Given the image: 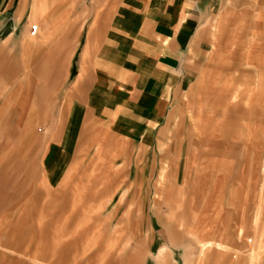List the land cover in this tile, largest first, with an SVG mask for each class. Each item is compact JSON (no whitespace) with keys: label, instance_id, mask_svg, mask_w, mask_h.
<instances>
[{"label":"rangeland","instance_id":"rangeland-1","mask_svg":"<svg viewBox=\"0 0 264 264\" xmlns=\"http://www.w3.org/2000/svg\"><path fill=\"white\" fill-rule=\"evenodd\" d=\"M120 1L0 0L9 22L14 12L22 21L4 41L22 92L16 100H35L8 109L24 123L9 125L0 168L44 166L31 187H0V264H160L163 247L166 264H251L254 247L261 254L254 263L264 264V0H214L201 16L203 51L169 102L161 142L105 140L103 128L87 123L85 147L72 161L49 143L63 133L83 30ZM65 21L71 33L84 22L72 73L64 75L61 49L42 83L38 67ZM196 237L225 249L206 250L210 260Z\"/></svg>","mask_w":264,"mask_h":264},{"label":"crops","instance_id":"crops-1","mask_svg":"<svg viewBox=\"0 0 264 264\" xmlns=\"http://www.w3.org/2000/svg\"><path fill=\"white\" fill-rule=\"evenodd\" d=\"M213 3L214 0H121L95 26L88 24L77 49L75 86L65 100L69 112L63 117V133L60 136V132H54L49 143L63 146L72 161L85 147L83 131L87 123L99 132L103 128L105 140L116 136L132 142H161L165 138L169 102L179 83L188 78V62L203 51L199 22ZM64 8L68 13L69 7ZM7 12L0 8V156L5 155L1 142L8 135L9 125L24 123L19 112L13 111L9 116L8 109L29 107L28 103L33 105L35 101L33 97L32 101L16 100L22 92L17 87L18 74L7 60L4 41L15 37L22 21L15 22L14 12V23L9 22ZM83 27L81 22L79 29L71 33V23L65 21L62 34L58 40L52 39L49 52L38 67L42 83L47 81V72L61 49L64 75H71L73 40H78ZM46 31L49 38L55 37V28ZM15 102L23 103L22 107H13ZM48 124L55 126L56 118H50ZM46 151L47 147L45 154ZM54 154L49 144L47 156ZM38 167L0 168V187L5 191L31 187L43 171L42 161Z\"/></svg>","mask_w":264,"mask_h":264},{"label":"bare ground","instance_id":"bare-ground-1","mask_svg":"<svg viewBox=\"0 0 264 264\" xmlns=\"http://www.w3.org/2000/svg\"><path fill=\"white\" fill-rule=\"evenodd\" d=\"M37 5V4H36ZM47 6V5H46ZM39 7V6H38ZM37 7V8H38ZM45 9V8H44ZM39 11V10H38ZM45 11V10H44ZM47 12V11H46ZM45 14V13H44ZM69 112V111H68ZM61 128V127H60ZM80 150V149H79ZM69 155V154H68ZM73 158V157H72ZM77 159V158H76ZM260 213V207H257V214H259ZM260 215V214H259ZM258 215V216H259ZM256 219V218H255ZM192 225V224H191ZM239 229V234L240 235H242V234H244L245 232H244V227L243 226H241L240 228H238ZM206 231H204V233H205ZM197 234V233H196ZM198 236H200V234H197ZM197 238V237H196ZM197 241H199L198 240V238H197ZM220 241V240H219ZM200 243H201V245H202V248H201V251L202 252H204V251H209L210 249H212L213 250V252L215 251V249H217V250H222V249H225V244L223 245L222 243H220V242H213V240L211 241V240H206V241H199ZM224 242V241H223ZM258 244V243H257ZM200 245V246H201ZM228 246V245H227ZM226 246V247H227ZM260 247H262V246H260ZM259 249V248H258ZM257 250V247H254L253 249H252V251H251V256H250V259H251V264H256V263H254V262H259V260H257V259H259V258H257V256H261V254H258L259 253V251H256ZM259 250H261V248L259 249ZM263 250V249H262ZM206 251V254H205V256L207 255V254H209L208 252ZM210 252V251H209ZM212 252V251H211ZM210 252V254H212ZM263 252H264V250H263ZM169 253V250H168V248H166V247H163V248H161L160 249V252H159V255H158V259L160 260V264H166L167 263V257H168V254ZM201 254H203V253H201ZM210 254L208 255V257L210 256ZM204 256V257H205ZM212 256V255H211ZM211 256H210V258H211ZM203 257V258H204ZM207 257V256H206ZM205 257V258H206ZM207 257V258H208ZM203 258H202V260H203ZM210 258H208V259H210ZM261 258V257H260ZM205 260H207V259H205ZM211 260V259H210ZM204 261V260H203ZM205 262V261H204ZM260 262H261V260H260ZM35 263H39V264H44L42 261H40L39 259H36V262Z\"/></svg>","mask_w":264,"mask_h":264}]
</instances>
